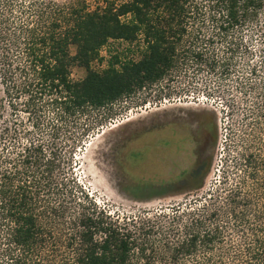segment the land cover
<instances>
[{
    "label": "trees",
    "instance_id": "1",
    "mask_svg": "<svg viewBox=\"0 0 264 264\" xmlns=\"http://www.w3.org/2000/svg\"><path fill=\"white\" fill-rule=\"evenodd\" d=\"M261 19L264 0H0V264H264V154L251 133L235 166L225 161L224 196L208 188L168 209L114 215L75 172L102 109L189 62L234 77L237 53L248 51L242 34L260 31ZM110 40L144 48L92 69ZM234 79L244 100L251 80ZM261 81L256 108L240 103L244 130L261 125Z\"/></svg>",
    "mask_w": 264,
    "mask_h": 264
},
{
    "label": "rangeland",
    "instance_id": "2",
    "mask_svg": "<svg viewBox=\"0 0 264 264\" xmlns=\"http://www.w3.org/2000/svg\"><path fill=\"white\" fill-rule=\"evenodd\" d=\"M242 36L248 51L241 49L237 53L232 74L234 77L243 74L246 80H251L245 101L235 88L234 77L221 79L207 68L189 62L187 67L172 71L149 88L113 103L109 110L102 109V123L77 148L75 168L77 177L100 205L114 215H138L168 209L191 197L201 201L208 188H217L219 195L224 196L229 184L219 183L222 168L225 161L229 166L235 164L238 150L244 148L243 138L250 137L251 133V143L264 154V109L259 120L261 125L249 131L244 130L246 120L240 106L243 103L246 108L255 109L259 100L258 91L264 80V26L260 31L244 32ZM193 40L206 41L203 36ZM143 48L142 41L129 44L110 40L90 67L101 70L115 52L121 59H138ZM218 52L221 50L217 49ZM253 66L257 70L252 74ZM84 75V68H71L73 80ZM2 84L0 79V99L6 102ZM9 115L3 109L2 118ZM194 117L208 119L210 139L201 147V159L205 162L201 174L191 179L189 172L200 160L192 144L174 150L173 146L167 148L164 139L169 120ZM248 122H252L249 126L256 123L252 117ZM237 174L239 171L235 169L229 172L228 182H235Z\"/></svg>",
    "mask_w": 264,
    "mask_h": 264
},
{
    "label": "flooded vegetation",
    "instance_id": "3",
    "mask_svg": "<svg viewBox=\"0 0 264 264\" xmlns=\"http://www.w3.org/2000/svg\"><path fill=\"white\" fill-rule=\"evenodd\" d=\"M169 131L165 136V145L167 148L173 146L174 150H182L192 144L200 160L195 163L193 170L189 172V178H197L203 168V159H201V147L203 142L208 143L209 141V121L194 117V119L178 121L177 119L169 120ZM174 129L173 132L171 130Z\"/></svg>",
    "mask_w": 264,
    "mask_h": 264
}]
</instances>
